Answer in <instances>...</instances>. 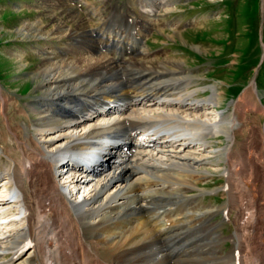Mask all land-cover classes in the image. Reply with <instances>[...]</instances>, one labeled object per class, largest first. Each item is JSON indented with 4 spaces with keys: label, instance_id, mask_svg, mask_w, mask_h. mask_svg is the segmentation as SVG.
Returning a JSON list of instances; mask_svg holds the SVG:
<instances>
[{
    "label": "bare ground",
    "instance_id": "1",
    "mask_svg": "<svg viewBox=\"0 0 264 264\" xmlns=\"http://www.w3.org/2000/svg\"><path fill=\"white\" fill-rule=\"evenodd\" d=\"M62 26L45 29L40 22H27L16 30L45 40L37 83L41 93L26 101L36 116L33 138L11 123L7 109L13 97L0 85V112L15 143L7 144L4 131L0 141L15 152L6 156L16 164L0 167L5 175L0 179V264H93L91 255L111 264H264V191L258 187L264 183V157L253 159L249 151L234 159L233 145L219 150L211 145V138L221 134L236 143L235 125L242 127L243 117L233 112L223 118V111L205 104H215L218 92L194 97L197 89L187 86L193 76L182 71L183 61L149 56L141 33L83 26L61 34ZM69 36L84 41L80 46L46 41ZM104 44L110 47L99 50ZM168 81L185 87L172 91L165 88ZM254 91L244 92L243 105L234 103L242 114L264 111L253 100ZM97 157L104 160L97 163ZM221 160L227 165L228 202L236 186L231 179L239 175L250 206L227 252L220 248V225L202 217L217 207L197 201L205 191L198 181L218 171ZM174 200L185 203V210ZM164 201L171 202L154 205ZM188 214L200 216L189 223Z\"/></svg>",
    "mask_w": 264,
    "mask_h": 264
},
{
    "label": "rangeland",
    "instance_id": "2",
    "mask_svg": "<svg viewBox=\"0 0 264 264\" xmlns=\"http://www.w3.org/2000/svg\"><path fill=\"white\" fill-rule=\"evenodd\" d=\"M24 1L25 5L22 4V0H0V85L10 98L13 97V100L9 99L11 103L7 109L8 115L12 119L11 123L21 126L20 132L24 136L32 138L34 136L31 125L36 116L26 101H32L41 93L37 83L40 80L38 71L44 59V54L40 50L45 40L35 41V37H22L16 33L17 28L27 22L32 24L40 22L45 29L63 24L61 32L63 34L70 29L80 30L83 26L108 28L109 22L112 21L116 24L114 27H123L122 31L127 28L133 29L136 34L141 33L143 36L141 42L145 41L143 43L151 52L149 56L163 58L170 55L173 59L183 61L182 71L193 76V80L187 86L197 89L194 97L204 99L218 92L215 104L206 102L205 104L223 111V118L233 112L243 117L244 124H240L242 127L238 129V125H235L236 143L230 142L224 134H221L211 138L214 149L219 150L233 145L230 153L232 157L234 155V159H239L242 154L243 157L246 156L249 151L253 152L254 155L250 153L253 159L254 156L257 159L258 156L264 157V111L247 110L242 114L241 109L234 107L235 102H242L243 105L244 92L250 88L255 90L253 100L260 105L264 104V0H157L156 6L153 7V16L143 13L149 10L147 5L141 12L140 4L143 5L145 1L150 3L149 0ZM69 37L62 39L55 37L46 41L54 46L66 43L80 46L84 41L83 36ZM14 50L17 52L15 55L12 54ZM160 78L159 76L153 79L158 82ZM153 79L151 82H154ZM169 83L168 87L172 91L185 87L179 82L169 81ZM23 108L27 110V115H24ZM4 123L3 114L0 112V131L8 132L10 140L7 144L13 145L14 137ZM24 126L31 127L29 133L24 130ZM4 143L6 141H0V167L10 164L15 166L16 164L6 156L15 152L8 151ZM254 150L255 152L257 150L256 154ZM18 157L21 158V155L19 154ZM228 163H232V160ZM218 164L222 168L209 173L207 179L198 181L205 192L197 197V201L201 206L217 207V210L213 208L210 214L202 217L204 219L210 217L209 221H216L215 223L220 222L219 229L217 228L222 236L219 240L220 248L223 249L222 252H227L234 245L230 236L235 233V227L240 222L238 220L246 218L250 206L244 185L238 181H242L239 175H235L237 179L232 176L231 180L236 181L239 186L236 182V186L232 185L230 195L235 197L230 196L231 200H234L233 204L231 200L228 202L227 175H224L223 169L227 165L225 160H221ZM4 176L1 174L0 179ZM258 187L264 191V183ZM233 188H237V191H233L235 190ZM26 189L30 190V186L27 185ZM240 191L242 198L237 195ZM262 191L258 194H262ZM169 202L171 201L156 202L154 205H165ZM172 202L177 203L175 207L179 206V209L185 210L187 207L181 200ZM224 209L227 210L226 214ZM197 211L194 210L196 213ZM197 216L188 214L189 223H192L194 218L197 219ZM87 240L89 242L91 239L87 238ZM91 258L94 260L93 264H111L104 257H101L100 262L95 255H91ZM217 261L214 260L211 264H222L220 260Z\"/></svg>",
    "mask_w": 264,
    "mask_h": 264
}]
</instances>
